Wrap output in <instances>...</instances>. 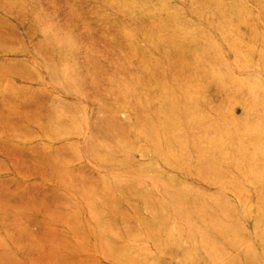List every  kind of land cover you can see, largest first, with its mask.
<instances>
[{"label":"rangeland","instance_id":"obj_1","mask_svg":"<svg viewBox=\"0 0 264 264\" xmlns=\"http://www.w3.org/2000/svg\"><path fill=\"white\" fill-rule=\"evenodd\" d=\"M0 264H264V0H0Z\"/></svg>","mask_w":264,"mask_h":264}]
</instances>
